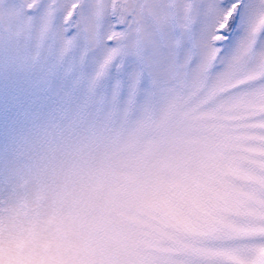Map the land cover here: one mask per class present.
<instances>
[{"label":"snow or ice","instance_id":"obj_1","mask_svg":"<svg viewBox=\"0 0 264 264\" xmlns=\"http://www.w3.org/2000/svg\"><path fill=\"white\" fill-rule=\"evenodd\" d=\"M0 264H264V0H0Z\"/></svg>","mask_w":264,"mask_h":264}]
</instances>
